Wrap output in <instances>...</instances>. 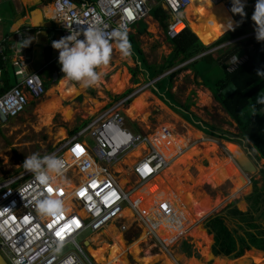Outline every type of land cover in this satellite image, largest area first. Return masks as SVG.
Wrapping results in <instances>:
<instances>
[{
	"label": "rangeland",
	"instance_id": "374dc122",
	"mask_svg": "<svg viewBox=\"0 0 264 264\" xmlns=\"http://www.w3.org/2000/svg\"><path fill=\"white\" fill-rule=\"evenodd\" d=\"M34 3H37V10L29 13L28 8ZM255 3L256 1L251 5L254 7ZM212 5L214 4L210 3V0H194V7H196L197 22L199 26L205 27L207 24L205 14L209 9L207 10L205 7L210 8ZM252 6L246 11L251 12ZM38 9L40 10L41 15H43L44 12L41 10V6L38 5V0H0V19H2V21H0V45L4 44L8 37L17 38L21 42L26 38H29V34L23 32L27 28H24L23 26H30L31 19L32 24H38ZM23 12L26 15L25 17H22ZM232 16L236 19L234 13ZM185 21L188 22L186 16ZM42 22L47 23L49 21L43 17ZM145 24H148V31L139 34L137 30L144 29ZM254 27L255 26H253V28ZM132 28V33L135 34L136 40L140 43V48L142 49L146 60L154 65L163 64L165 58H167L172 52V47L166 40L165 32L160 24L150 16L148 21L139 22L132 26ZM19 29V33H14L18 32ZM252 32H254V30ZM10 33H13L14 35H11ZM61 37L62 35L58 34L56 39L59 40ZM40 47L41 46H35L33 49L34 52H28L27 54V61H33V64L28 69L29 72L37 70L38 67L41 66V64L38 63V59L40 58L38 51L40 50ZM223 47L224 45H221L209 52L216 53L217 50ZM55 52L56 54H59L58 50H55ZM134 57H136V55ZM139 58L141 62H144L142 56ZM233 60H242V57ZM136 66L137 64L131 56L122 58L120 52L115 48V45H113V52L109 64L96 69L101 73L99 82L93 86L85 87L81 91V95L77 98L64 101V109L52 116V121L49 126L47 125V122L44 121V117L41 116L42 112L40 108L46 102L55 101V97H48V92L52 88H55L60 81H52L49 90L45 92L42 99L38 102L31 103L25 113L21 116L19 122L13 126L11 125L12 127H10L7 132L10 137L4 138L0 135V182L8 181L11 177L25 172L26 170L22 166L26 156H29L32 153H38L43 157L49 155L52 150H55V145L58 140H60L58 133L62 128L70 130V134H73L75 132L72 131L76 128H81L86 122H90V119L97 118L99 115L110 109L111 105L118 100L132 97L128 102V105L125 107V111H127L134 99L142 93V90H144L143 92L150 94V99H148L150 108L146 109L144 114L138 117L136 121H131L127 117L129 120L126 118L124 127L131 130L133 133H153L152 138L156 143V146L160 149L166 150L169 154V165L165 167L163 171L166 168L169 170V172L166 173V176L169 177V184L166 187L170 188V186H172L169 190V196L173 201L172 211L175 212V216H173L175 218L173 222H170V216H168V214L166 218L167 221L164 222L163 219L160 218L158 215L159 205L157 206L158 200L160 199L157 198L154 202L151 201V203L146 204L143 210V214L146 217H150V213H153L151 217V227L156 232H154L152 228L149 229V225L141 221V218L139 217L141 212L140 209L136 214L133 211L136 217L135 221L132 219L129 220L127 217H124V215L122 220L116 221L114 223L115 229L122 233L128 244L127 246L139 240L145 230L150 233L148 240H145L140 244V255H137L136 257L134 255L132 256V254H127V264H143L141 258H145L148 255L160 256L161 253H166L175 264H195L194 257L203 262V264H215V259H212L211 261L205 260L202 248L199 247V244L195 243L194 239L190 236L199 229H203L205 231V236H207L209 241L212 242L210 250L215 256H217L215 250H221V246L218 244V233L215 231V224L219 223L218 218L224 220V225L227 226V229L232 234L234 240H236V243L239 237L247 238V226H245L246 229H243L242 226L245 224L237 219L231 218L228 215V212L234 207L242 212H253L251 201L248 198L253 195L254 192L261 191L264 188V160L255 162L258 167L257 170L252 169L251 171H247L242 167V164H240V160L242 159L234 158V151L226 145L227 140L218 137L215 133L206 129L203 131L199 129L198 124L201 119L211 126L220 128V130L228 131L232 134H239L237 124L223 111L211 90L203 85V80L196 77L195 71L197 68H195L194 71H183L177 75L172 82V89L169 92L170 83L168 79L164 77L176 71L175 68L164 73V76L157 79L156 73L151 66L150 70H146V68H148L146 67V64H144V66L142 65V73H139L137 77H134L131 74L130 69H134ZM198 69L204 71L205 68L198 66ZM126 73L129 74V77H127ZM201 76L204 77L205 81H214L215 79L208 74H201ZM128 78L127 88L123 93L119 94L114 86L113 88L111 87L114 79V81H117L126 80ZM155 79L157 80L154 82L153 80ZM68 83L70 87H82L81 83L77 81L70 80ZM55 95L62 97L59 92ZM158 99L162 100L164 105L160 103ZM169 100L178 106H187L188 104H191V113L197 115L200 119L197 118L196 122L188 123L179 114L173 113L174 111L172 107L168 104ZM67 108H71L76 113L73 121H69L64 114V111ZM126 114L127 113L125 112V115ZM7 126L9 127L10 125ZM191 126H193L194 129L200 130L198 131L200 136L196 135V133L191 134L189 143L187 142L186 144H182V141L178 142L172 140L179 136L186 135L191 129ZM5 127L0 129L1 134L5 132ZM162 128L168 130L170 136L167 138L162 137ZM85 137L91 147H93L95 141L91 137V134L88 133ZM210 142L214 146H219L217 152L221 157L227 158L231 161L230 163L232 167L229 176L227 175L229 179L225 181L222 186L219 185L216 187V185L209 182L207 179L206 181H203V177L201 176L202 172L199 170L200 166L207 168L211 163L210 158L205 155V146H209ZM234 143L242 148L244 153L251 159L248 150L242 144L237 142ZM201 146L204 148H199ZM144 149L148 151V145L142 149L140 157L142 156ZM129 152L130 151H128V153ZM127 154L125 153L121 157L119 163L112 164V168L118 176L117 179H119V182L123 183L126 190L133 192L134 188H138L131 194L132 199L140 189L139 186L142 184H137V179L132 172V165L139 157L135 154L128 162H125L123 160H126L125 157ZM185 155H187L191 161V168L187 163L183 165L180 164L177 168H174L171 165L179 162V160ZM190 173L193 174L196 185L191 183L189 177ZM59 175L60 174H57L59 179H64L65 182L67 181L66 177L68 176V173L63 176ZM71 181L72 180H70L69 185L73 184V181ZM205 182L207 183L205 184ZM255 182H258V189L255 188ZM178 185L180 187H182V185L186 187L180 189L178 188ZM199 188H201V190H199ZM185 189L195 191V197L192 200V202L195 203V206L198 205L195 209L201 210L202 213H206L204 216H200L201 218L198 217L197 214L196 216L198 218L196 217L194 219L193 216V220L184 216L189 213L187 205L180 200L181 193ZM158 194H160V192ZM163 199L164 198H161L160 202H162ZM126 208L131 209L130 206H127ZM252 214L254 215L256 222L261 226V230H264V218L260 217V211H256ZM186 220H190V222ZM122 224L126 225L127 230L125 232H122L119 229ZM107 228L108 227L104 230ZM104 230H102V232ZM102 232L94 233L92 230H88L80 237L79 241L80 243L91 241V245L94 247H97V245L102 242L109 244L111 242L113 243V236L111 234H109V236L104 235ZM96 236L98 237V242L95 244L92 240L94 241ZM185 241L188 242L186 243L190 247H187ZM200 241L202 244L206 245V242H203L201 238ZM73 250L74 247L69 246L65 249L63 254H68ZM87 250L90 253L89 246H87ZM189 251L191 255L194 256L189 255V257H186ZM219 256L226 258L228 262L231 261L230 264H238L245 259H249L252 264H264V251L258 250L254 247L250 250H245L242 256H237L234 253L229 255L222 254ZM179 258L181 261L178 260Z\"/></svg>",
	"mask_w": 264,
	"mask_h": 264
},
{
	"label": "built area",
	"instance_id": "2783aa9c",
	"mask_svg": "<svg viewBox=\"0 0 264 264\" xmlns=\"http://www.w3.org/2000/svg\"><path fill=\"white\" fill-rule=\"evenodd\" d=\"M158 2L170 16L167 37L175 39L188 27L185 16L192 0H97L95 4L83 5L74 0H54L50 4L54 11L51 19L57 22L64 36L69 35V31H80L99 20L102 21L100 27L104 35L108 37L114 29L130 33L132 26L148 21L153 6ZM213 2L223 3L226 10L233 13V0ZM240 2L247 7L251 0ZM79 38L84 39L82 35ZM16 46L20 55L21 80L18 86L0 97V129L13 118L20 117L31 102H38L46 92L40 73L28 72L31 62L27 61L23 45ZM242 61H232L229 70ZM2 86L3 71L0 69ZM131 98L118 100L97 118L90 119L79 131L60 139L55 150L49 154L63 160L64 168L60 175L68 173L66 180L75 182V187L70 188L63 182L64 179L51 173H48L50 183L40 185L29 171L0 182V252L9 264H96L86 242L80 243V237L88 230L102 232L110 224L122 220L127 206L135 214L138 213L137 202L131 200V194L138 188L130 192L121 186L112 164L119 163L125 153L139 145H148V151L144 149L142 156L132 165V172L137 184H142L141 188L160 174L169 161L153 143V133H133L124 127L127 118L125 107ZM161 130L162 137L170 136L168 130ZM88 133L95 141L93 147L86 140ZM48 196L63 202L60 214L48 216L37 211L38 202ZM71 202L72 209L69 207ZM163 207L164 203L158 207L159 216L165 210L175 216L171 203L165 209ZM81 211L86 215H82ZM152 214L146 217L140 212L139 216L149 229L152 228ZM119 229L122 232L127 230L124 224ZM69 246H73L74 250L63 254Z\"/></svg>",
	"mask_w": 264,
	"mask_h": 264
},
{
	"label": "trees",
	"instance_id": "16d2710c",
	"mask_svg": "<svg viewBox=\"0 0 264 264\" xmlns=\"http://www.w3.org/2000/svg\"><path fill=\"white\" fill-rule=\"evenodd\" d=\"M41 1H49L51 3L54 0ZM74 1L78 5H83L94 3L96 0ZM254 1H252L251 4ZM251 4L244 8V12L252 6ZM36 5L37 3L30 5L28 11H34ZM253 11L254 7L252 6L251 12H245L247 14L246 16L234 13L236 18V25L234 26L233 18L226 11L224 5H212L207 12L206 17L208 25L204 29V27L198 25L197 14L194 11V5H192L186 12L188 20L192 25H189L185 31L175 39L168 38V42L172 46V52L165 58L164 63L160 65L150 64L148 60H146L140 48V43L136 40L134 33H127V35L131 43V58L137 64L134 69H130L134 77L142 73L143 69L141 68L144 64L148 67L146 70H150L151 66L156 73V77L159 78L164 73L204 55L164 77L167 78L170 83L169 92L172 89V82L177 75L183 71H194V69L197 68L195 71L196 77L203 80V85L211 90L223 111L237 124L239 134H232L228 131L220 130V128L204 122L197 115L191 113V104L187 106H178L169 100V106L172 107L174 113L179 114L188 123L196 122V119L199 118L200 123L198 127L200 130L203 131L206 129L215 133L222 139L242 144L251 152V157L255 161L260 162L264 160V104L258 103L257 97L264 92V76L257 75V70L264 71V41H258L256 36L244 38L250 33V31H248V26ZM22 15V17L25 16L24 12ZM151 17L160 24L161 28L166 33L170 16L162 9L159 2L158 5L153 6ZM137 31L139 34L148 31V24H145L144 29ZM10 34L14 35L13 33ZM9 39L10 38H7L4 44H7ZM221 45H224V47L217 50L216 53L212 52L207 54L210 50ZM47 53L49 56L47 59L49 65L41 71L42 76L46 78L44 80L46 91L49 90L56 73H58V81L64 78L61 66L58 63V58L56 60L52 58L54 57L52 56V49H48ZM135 55L137 58L134 57ZM240 55H248V60L237 65L233 70H229L232 59ZM140 56L143 57L144 62L140 61ZM3 58L4 56L0 54V68L3 70L4 83V86L0 87V97L14 89L20 81L17 67L15 65L12 67L10 60H4ZM198 66L205 68L204 71L198 69ZM201 74L211 75L215 79L214 81H205ZM160 101L162 102V100ZM79 129L80 128H76L72 132H76ZM191 129L200 131L194 129L193 126H191ZM257 183L258 182H255L256 189H258ZM248 199L251 201L253 212H242L236 207L228 212L231 218L237 219L245 224L242 226L243 229H246L245 226L248 228V230H246L247 238L239 237L237 239L238 244L235 242L236 240H234L227 226L224 225V220L221 218H218L219 223L215 224V231L218 233V244L221 246V250H215L217 256L211 252L210 246L212 242L205 236V231L203 229H199L194 234H191L190 237L202 248L205 260L211 261L215 259V264H230L231 261L228 262L226 258H222L219 255L234 253L237 256H242L245 250H250L253 247L264 251V230H261V226L256 222L252 214L256 211H260V217L264 218V188L261 191L254 192ZM200 238L203 242H206V245L202 244ZM186 242L187 241H185V243ZM187 247L190 246L187 244ZM189 255H191L190 251L186 257H189ZM194 259L195 261L198 260L196 257H194ZM238 264L252 263L249 259H245Z\"/></svg>",
	"mask_w": 264,
	"mask_h": 264
},
{
	"label": "bare ground",
	"instance_id": "6f19581e",
	"mask_svg": "<svg viewBox=\"0 0 264 264\" xmlns=\"http://www.w3.org/2000/svg\"><path fill=\"white\" fill-rule=\"evenodd\" d=\"M210 2L214 5H224L223 3L215 4L213 2V0H210ZM192 5H194V0H192V4L189 7H191ZM46 15H47V17H52V15H54V11H52L51 8H48ZM126 74H127V77H129V74L128 73H126ZM68 80L69 79H67V80L64 79L59 83V85L56 88H52L48 92V97H55V99H54L55 101L46 102L40 108V110L42 112L41 116L44 117L43 118L44 121H46L47 125H49V126H50V123L52 121V116H54L55 113H57V112L59 113L62 109H64L63 108V102L66 100H69V99L77 98L79 95H81L80 94L81 91L85 88L83 86L81 88L70 87L69 83H68L70 80L69 81ZM114 80L112 81L111 87L113 88V86H114L115 90H117V93H119V94L123 93L127 88V83H128L129 78L126 80H117V81H114ZM57 92H59L62 95V97L56 96L55 94H57ZM148 99H150V94L146 93V92L141 93L140 95H138L134 99V101L132 102V104L130 105V107L126 111V113H127L126 115L131 121H136L138 119V117H140L144 114L146 109L150 108V105L148 104ZM64 114L69 121H73L74 117L76 115L75 111L72 110L71 108H67L64 111ZM176 118H177V116H176ZM194 133H196V135L200 136L198 131H194V130L190 129L186 135L179 136L178 138H174L172 140H175L178 142L182 141L183 142L182 144H186L187 142L189 143L190 135L194 134ZM67 135H68L67 130L65 128H62V130L58 133V137L60 139L67 137ZM202 136H204V135H202ZM153 143L156 145V143L154 141H153ZM226 145L234 151L233 156L235 159L236 158L242 159L244 162L248 161V157L244 153V150L242 148H240L236 143L226 141ZM145 146H146V144H141L140 146H138L139 148L137 147L134 150H131L129 153L127 152L128 154L126 153L127 155L125 157L126 160H123V161L128 162L130 160V158L134 157L135 154L137 155V157H140L142 149ZM202 147L203 146H201L199 148H202ZM218 147L219 146H214L211 142H210L209 146H205V155H207V157L210 158L211 163L207 168H203V166H200V169H199L202 172L201 176L203 177V181H206V179H207L209 182L216 185V187L219 185L222 186V184L229 179L228 176H229V172H230L231 167H232V165L230 163L231 161H229L227 158L221 157L218 154V152H217ZM158 149L164 154L167 161H169L170 160L169 154L166 152V150L160 149V148H158ZM185 163H187L190 166V168L192 167L191 161L189 160L187 155H185L183 158H181L179 160V162H177L176 164H171V165L174 168H177V167H179L180 164L183 165ZM168 172H169V170H168V168H166L164 171H162L160 174H158L156 177H154L153 180H151L150 182L146 183L143 187H141L137 191L135 196L131 199L133 202H135V203L137 202V209L138 210L140 209L142 213H144L143 212L144 206L148 203H151V201L154 202L155 199H157V198H159L160 200H161V198H164L162 202H160V200H158V204H157V206L158 205L160 206L162 203H164L163 209H165L169 203L173 204V201H172V199H170V196H169V190L171 189L172 186H170V188L166 187L169 184V177L166 176V173H168ZM51 174L55 175L57 177L56 173H51ZM189 177H190L191 183L196 185V181H194L193 174L190 173ZM69 182H70V180L66 181V182L64 181V183L67 185H69ZM120 183L123 186V183L122 182H120ZM206 183L207 182H205V184ZM69 187L70 188L75 187V183L73 182V184L69 185ZM183 187H186V186L182 185V187H180L178 185V188H180V189H182ZM158 190H159L160 194H158L159 193ZM199 190H201V188H199ZM194 197H195V191L194 190L185 189L184 191H182L181 198H180V200L183 201L187 205V207L189 208V213L187 215H184V216L189 218V219L191 218V220H193L192 219L193 216L195 219L197 216L200 217V216H204L206 214V213H202L201 210L195 209L196 206H198V205L195 206V203L192 202ZM69 204H71L69 207H70V209H72L74 207V206H72L73 203L71 202ZM81 214L86 215L84 211H81ZM167 214H168V216H170V218H169L170 222H173L175 217H173L171 215V212H169L167 210H165L164 213L162 215H160V218H162L164 222L167 221L166 220ZM196 214H197V216H196ZM123 215H124V217H127L129 220L132 219L133 221H135V219H136L133 210H131L130 208H125L123 211ZM186 221H188V220H186ZM188 222H190V220ZM102 234L107 235V236H109V234H111L113 236L114 241H113V243L111 242L110 244L109 243H103V242L99 243L97 245V247L92 246L90 244L91 241H88L90 244L89 245V251H90L91 255L95 258L97 264H127V262H128L127 254H132V256L134 255L136 257H137V255H140V252H141L140 244L143 241L148 240V238L150 237L149 236L150 233L145 230L143 232L142 237L139 240H137L134 243H132L131 245L127 246L128 244L126 243L122 233L116 231L114 223L109 225L108 228L102 232ZM97 236H96L94 241L92 240V242L95 244L98 242ZM145 255H146V253H145ZM141 259H142L143 264H158V263L175 264V262L170 257H168V255L166 253H161L160 256L148 255L145 258H141ZM178 260L181 261L180 258ZM195 264H203V262L197 260V261H195Z\"/></svg>",
	"mask_w": 264,
	"mask_h": 264
},
{
	"label": "clouds",
	"instance_id": "9594fccd",
	"mask_svg": "<svg viewBox=\"0 0 264 264\" xmlns=\"http://www.w3.org/2000/svg\"><path fill=\"white\" fill-rule=\"evenodd\" d=\"M252 1L254 0H251V2ZM244 7L245 5L241 3L240 0H234L232 11L233 13H238L241 16H246L247 14L244 12ZM233 13L229 14L232 16ZM251 20L254 22V31L256 35L249 33V35L244 38L256 36L258 41H264V0H256ZM101 23L102 21L97 20L93 25H90L80 31H69V35L61 37L59 40H54L51 45L53 49L58 50V63L61 66L64 78L80 82L83 87H90L99 82L101 73L96 69L109 64L113 52V45H115V48L120 52L122 58L131 56V43L128 39L127 32L114 29L110 35L106 37L103 29L100 27ZM186 23L187 26H189V21ZM165 34L167 36V32ZM81 35L84 39L79 38ZM30 43L31 38H26L20 44L23 45V47H27ZM238 57H242L243 60H240L242 62L239 64L248 60V55L235 56L233 59ZM233 59L232 61H234ZM195 60L197 59H194V61ZM231 64L229 65V69ZM179 68L180 66L177 67V69ZM257 75L264 76V71L257 70ZM257 102L264 104V92L257 97ZM88 123L89 121L86 122L85 125ZM22 167L26 171L33 173L35 180L40 185L47 186L51 180L48 173L62 174L64 162L61 158L54 155H45L41 157L38 153H32L31 155L25 157ZM62 206L63 202L59 198L48 196L38 202L37 211L48 216H56L62 212Z\"/></svg>",
	"mask_w": 264,
	"mask_h": 264
},
{
	"label": "crops",
	"instance_id": "0c3cea01",
	"mask_svg": "<svg viewBox=\"0 0 264 264\" xmlns=\"http://www.w3.org/2000/svg\"><path fill=\"white\" fill-rule=\"evenodd\" d=\"M40 1V2H39ZM97 1V0H96ZM96 1L94 2V3H91V4H95L96 3ZM52 2H54V1H52ZM52 2L50 3L49 1H45V2H42L41 0H38V5H40L41 6V10L44 12L43 13V15H41V13H40V10L38 9V24H32V19H31V25L30 26H23L24 28H27V29H25L23 32H27V34H29V38H31V43L27 46V47H23L22 49H23V51H25V54H26V58H27V54H28V52H34V47L35 46H41L40 47V50L38 51L39 52V56H40V58L38 59V63L39 64H41V66L40 67H38V69L37 70H32L31 72H29V73H32V72H39L40 73V75H41V77H43L42 76V72L41 71H43L44 70V68H46L48 65H49V63H48V61H47V59H48V53H47V50L48 49H52V56H54V57H52V58H54V60H56L57 58H58V55L59 54H56V52H55V49H53L52 48V42L54 41V40H57L56 38H57V36H58V34H60V35H62V37H64V35L62 34V32L59 30V28H58V24H57V22L55 21V20H52L51 19V17H47L46 16V12H47V10H48V8H50V4H52ZM211 3V2H210ZM32 5V4H31ZM205 8H207V10L209 9V7H205ZM35 10H37V8L35 9ZM34 10V11H35ZM194 11H195V13H196V7H194ZM29 13H32L33 11H28ZM187 12V11H186ZM207 12V11H206ZM187 14V13H186ZM26 16V15H25ZM24 16V17H25ZM207 16V13L205 14V17ZM43 17L47 20V21H49V22H47V23H44V22H42V20H43ZM32 18V17H31ZM187 18H188V16H187ZM233 18V17H232ZM198 20V19H197ZM206 20H207V17H206ZM0 21H2V19H0ZM189 21V20H188ZM233 21H234V26H235V24H236V21L233 19ZM189 25H192V24H190V22H189ZM208 24H206L205 25V27H204V29L206 28V26H207ZM253 26H255L254 25V22L251 20V18L249 19V26H248V31H250V33L251 34H254L255 33V31L254 32H252L253 30H254V28H253ZM14 28V27H13ZM132 31V30H131ZM20 32V29L18 30V32H15V33H19ZM52 33H55L54 34V36H52ZM165 36H166V34H165ZM8 38H10V37H8ZM14 39H16V40H14ZM166 40L168 41V37L166 36ZM42 41V42H41ZM21 43V41L20 40H18L17 38H14V37H11L9 40H8V42H7V44H2L1 46H0V54L2 55V56H4V60H10V63L12 64L11 66L13 67V65H15L16 67H17V70H18V72L20 71V68H19V61H18V58H19V52L17 51V46L16 45H18V44H20ZM12 45V46H11ZM171 45V44H170ZM2 47H4V49H1ZM172 47V46H171ZM207 54H210V52H208ZM204 55H202V56H200V57H198V58H196V59H199V58H201V57H203ZM31 62V64H30V66L33 64V61H30ZM190 64V63H189ZM186 65H188V64H186ZM185 64H183V66H186ZM29 66V67H30ZM182 66V65H181ZM180 66V67H181ZM182 66V67H183ZM1 69V68H0ZM29 69V68H28ZM2 70V69H1ZM3 71V70H2ZM196 73V72H195ZM56 74H58V73H56ZM55 74V75H56ZM44 78V80L46 79L45 77H43ZM19 79L21 80V76L19 75ZM65 80H67L66 78H64ZM64 79H62V80H64ZM48 80V79H47ZM50 80V79H49ZM62 80H60V82L62 81ZM157 79H155V80H153L154 82L156 81ZM52 81H54V80H52ZM20 82V81H19ZM59 82V83H60ZM59 83H58V85H59ZM18 85H19V83H18ZM17 85V86H18ZM57 85V86H58ZM56 86V87H57ZM55 87V88H56ZM5 95V94H4ZM3 95V96H4ZM2 97V96H1ZM158 101L160 102V103H162L159 99H158ZM31 103H33V102H31ZM163 104V103H162ZM164 105V104H163ZM169 109V108H168ZM126 112V111H125ZM173 112V111H172ZM174 113V112H173ZM175 114V113H174ZM20 118L21 117H19V118H15V119H13L11 122H10V126L8 127H5L6 129H5V132H3L2 134L0 133V135L1 136H3L4 138H6V137H10V135H8L7 134V132H8V130L10 129V127H12L13 125H15L17 122H19V120H20ZM128 119V118H127ZM129 120V119H128ZM12 125V126H11ZM67 133H68V135L70 134V130H67ZM67 135V136H68ZM66 138V137H65ZM58 139V138H57ZM64 139V138H63Z\"/></svg>",
	"mask_w": 264,
	"mask_h": 264
},
{
	"label": "water",
	"instance_id": "95a60500",
	"mask_svg": "<svg viewBox=\"0 0 264 264\" xmlns=\"http://www.w3.org/2000/svg\"><path fill=\"white\" fill-rule=\"evenodd\" d=\"M54 34L55 33H52V36H54ZM194 61V60H193ZM193 61H191V62H193ZM191 62H188V63H186V64H189V63H191ZM185 64V65H186ZM183 66V65H182ZM177 69V68H176ZM54 81L55 82H58V74H56L55 75V78H54ZM15 119V118H14ZM248 153L251 155V152L250 151H248ZM247 156V155H246ZM248 157V156H247ZM256 161H254L252 158L250 159L249 157H248V161H243V160H240V164H242V167L245 169V170H247V171H251L252 169H254V170H257L258 169V167H257V165H256V163H255ZM86 244H87V246H89L90 244H91V242H90V244H89V242H86ZM0 264H9V262L6 260V258L3 256V254L0 252Z\"/></svg>",
	"mask_w": 264,
	"mask_h": 264
}]
</instances>
